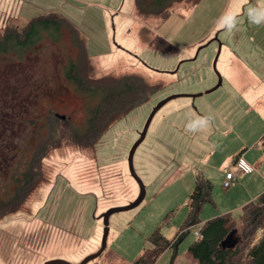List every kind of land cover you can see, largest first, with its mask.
Returning <instances> with one entry per match:
<instances>
[{"label":"rangeland","instance_id":"rangeland-1","mask_svg":"<svg viewBox=\"0 0 264 264\" xmlns=\"http://www.w3.org/2000/svg\"><path fill=\"white\" fill-rule=\"evenodd\" d=\"M164 2L170 3L146 14L135 0H0V29L22 28L39 14L65 18L84 41L91 77L135 72L162 84L83 149L66 142L68 128H83L97 98L65 81L64 66L78 55L68 28L56 40L45 34L24 56L0 55V197L11 196L39 141H61L41 161L44 179L18 211L0 219V264H77L97 252L102 214L139 193L129 151L153 107L172 94L202 93L173 98L154 114L133 154L145 196L137 207L110 215L106 247L86 264H131L157 226L174 237L196 174L212 182L214 204H204L201 219L234 205L242 186L224 189L226 170L235 171L236 155L247 146L252 157H264V0ZM218 75L221 84L206 92ZM239 213L230 214L238 219ZM195 239L190 230L172 264H188L185 253ZM171 255L163 251L154 264H169Z\"/></svg>","mask_w":264,"mask_h":264},{"label":"trees","instance_id":"trees-1","mask_svg":"<svg viewBox=\"0 0 264 264\" xmlns=\"http://www.w3.org/2000/svg\"><path fill=\"white\" fill-rule=\"evenodd\" d=\"M147 1L149 2V0H135L137 9L144 10L146 14L158 13L161 5L167 3L164 0H151L145 6ZM63 28H68L73 34L78 49L77 59L71 60L64 66L65 81L74 88L73 90L85 94L88 98H97L96 104L87 108L83 128L70 124L66 142L89 149L95 146L111 125L135 106L147 101L150 95L161 89L162 84L152 83L135 72L120 75L106 73L99 77H91L90 59L83 39L65 18L53 12L31 17L22 28L10 23L6 24L0 29V55L15 53L17 57L24 56L25 52L45 34L56 40ZM65 119L70 121L66 116ZM46 138L47 140L37 143L29 166L15 178L16 186L11 196L0 197V219L18 211L27 196L44 179L41 161L50 150L61 144L60 138ZM240 156L239 153L235 159ZM211 193L212 182L201 174H196L194 187L187 198V217L174 237L167 238L157 226L148 236L150 246L143 248L131 264H154L167 248L173 249L169 261V264H172L178 245L190 228L198 224H202L201 237L196 238L187 248L196 264H264V191L240 209L238 219L230 213H223L201 223L200 213L203 204H214ZM238 222H240L239 228H237ZM258 230L260 236L254 239Z\"/></svg>","mask_w":264,"mask_h":264},{"label":"crops","instance_id":"crops-1","mask_svg":"<svg viewBox=\"0 0 264 264\" xmlns=\"http://www.w3.org/2000/svg\"><path fill=\"white\" fill-rule=\"evenodd\" d=\"M175 124H176V129L181 131L182 130V124L178 121H177V123L175 122ZM171 134L172 133H169V136H171ZM167 135H168V133H167ZM240 154H241L240 158L246 163V165H249L250 167H252L253 170L251 172L243 171L240 173V175L238 177L239 180L237 179V181L239 182V187H241V186L242 187H241V190L238 192L239 194H237L238 196L236 195V197L234 199V201H235L234 205L230 206L228 208H224L223 210H221V212H218L217 214L213 213L207 217L212 218V217H215L217 215H220V214H223L226 212L231 213L232 211L240 210L244 205L255 200V198L261 192L264 191V157L262 155H260L259 157H252L250 154L249 146H247V148H245L244 152H240ZM235 161H236V159H235ZM235 161H234V163H235ZM235 170H236V166H235ZM226 171H229V169H227ZM223 178H224V176H223ZM237 189H238V187H237ZM184 202H185V205L187 206V200H185ZM203 206H204V204H203ZM202 209H203V207H202ZM187 214H188V212H187ZM186 217H187V215H186ZM207 217H205L203 219L200 218L201 223H203L204 221L209 219ZM178 229H179V227L177 228V230ZM166 250H172V253H173L172 248H167ZM176 256H177V253H176ZM176 256L173 260L175 262L177 260ZM185 256H186V258H188V260H187L188 264H196V261L192 257H190L187 250H186Z\"/></svg>","mask_w":264,"mask_h":264},{"label":"water","instance_id":"water-1","mask_svg":"<svg viewBox=\"0 0 264 264\" xmlns=\"http://www.w3.org/2000/svg\"><path fill=\"white\" fill-rule=\"evenodd\" d=\"M217 33H215V38L214 39H218L217 38ZM204 46V45H202ZM201 46V47H202ZM199 47L198 50L201 48ZM220 47H221V43L219 42V46H218V50H217V53L215 55V58H214V61H213V68H215V63H216V60H217V57L219 55V51H220ZM198 52V51H197ZM221 84V77L218 75V81H217V84L210 88L209 90H207L206 92H209L211 90H214L215 88H217L219 85ZM202 93H197V94H172V95H169L167 97H165L164 99L160 100L154 107L153 109L151 110L146 122H145V125L142 129V131L140 132V135H139V138L135 141V143L132 145L130 151H129V154H128V165H129V170H130V173L131 175L135 178V180L137 181L138 185H139V193H138V196L136 197V199H134L132 202H130L129 204L125 205V206H118V207H111L109 209H107L103 214H102V218H103V235H102V241H101V247L100 249L91 254V255H88L86 256L81 262L77 263V264H86L88 261L96 258L97 256H99L102 251L105 249L106 247V239H107V235H108V231H109V217L111 214L115 213V212H119V211H124V210H129V209H132V208H135L137 207L143 200L144 196H145V188H144V185L141 181V179L138 177V175L136 174L135 170H134V167H133V154L137 148V146L142 142V140L144 139L145 135H146V132H147V129H148V126L150 124V121L152 119V117L154 116V114L166 103L168 102L169 100L173 99V98H176L178 96H190L192 98L198 96V95H201ZM65 116L62 115L61 118H64ZM44 264H71L67 261H64V260H60V259H53V260H48L46 261Z\"/></svg>","mask_w":264,"mask_h":264},{"label":"built area","instance_id":"built-area-1","mask_svg":"<svg viewBox=\"0 0 264 264\" xmlns=\"http://www.w3.org/2000/svg\"><path fill=\"white\" fill-rule=\"evenodd\" d=\"M235 166H236L235 171L229 170V171L225 172V175H224V178L222 181V187L224 189H227L232 184H234L237 181L241 172H243V171L251 172L253 170V168L250 167L249 165H246V163L240 157L236 159ZM200 229H201V224L192 226L190 228V230H192V232L196 238L201 237ZM259 236H260V231L257 233V235L255 236L254 239L258 238Z\"/></svg>","mask_w":264,"mask_h":264},{"label":"flooded vegetation","instance_id":"flooded-vegetation-1","mask_svg":"<svg viewBox=\"0 0 264 264\" xmlns=\"http://www.w3.org/2000/svg\"><path fill=\"white\" fill-rule=\"evenodd\" d=\"M72 91H73V90H72ZM73 92L75 93V91H73ZM65 115H67V114H65ZM65 115H64V116H65ZM56 116H59V117L61 118L62 115H60V114H56ZM66 117L69 118L70 116H66ZM64 118H65V117H64ZM69 119H70V118H69Z\"/></svg>","mask_w":264,"mask_h":264}]
</instances>
